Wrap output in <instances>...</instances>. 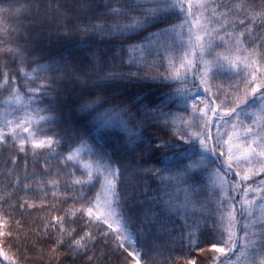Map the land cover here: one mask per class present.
I'll list each match as a JSON object with an SVG mask.
<instances>
[{
    "label": "snow or ice",
    "instance_id": "1",
    "mask_svg": "<svg viewBox=\"0 0 264 264\" xmlns=\"http://www.w3.org/2000/svg\"><path fill=\"white\" fill-rule=\"evenodd\" d=\"M71 7L79 11L77 19H87L71 30V20L64 21L65 37L71 39L73 32L80 36L74 43L77 50L41 64L46 58L31 56L27 45L10 47L7 53L21 65L26 91L22 93L15 76L6 71L0 79V96L8 93L0 99V151L15 150L9 153L13 166L23 154L24 180L29 179V154L33 164L44 161L46 173L52 159L60 157L67 165L82 159L84 148L89 157H96L84 165L81 177L69 174L67 187L75 195L65 200L79 207L51 217V231L57 233L52 251L67 245L72 264H101L112 237L113 249L122 250L134 264H157L149 252L158 248V239L148 250L144 243L151 235L171 237L179 221L180 234L173 242L189 248L209 244L217 254L212 264H264V36L257 34L258 28L264 29V0L258 10L245 0H78ZM13 8L19 18L30 13L32 5L18 0L0 13ZM0 32L9 34L4 28ZM101 44L115 49L112 69L117 58L139 68L152 48L165 49L167 66L143 77L106 71L107 52H101ZM125 52L127 60L121 56ZM30 65L35 67L29 71ZM122 80L155 95L139 105L112 104L119 97L110 89ZM69 82L79 87L61 96L55 86ZM57 109H67L69 117V123L59 124L63 136L52 131L61 121ZM180 110L187 118L177 115ZM169 128L168 138L157 135ZM110 129L129 133L123 147L134 159L123 168L96 143L97 135ZM66 140L79 146L61 156ZM149 177L157 187L150 186ZM33 179L42 181L34 174ZM20 182L17 173L13 186ZM97 182L103 195L98 191L89 196ZM60 183L59 174L50 175L44 188H51L55 197ZM31 190L25 183L23 191ZM19 207L37 205L25 200ZM76 217L85 221L81 233L66 226ZM99 224L106 230L94 234L88 227ZM7 226L0 216V238L11 235L4 230ZM48 229L45 224L46 236Z\"/></svg>",
    "mask_w": 264,
    "mask_h": 264
},
{
    "label": "trees",
    "instance_id": "2",
    "mask_svg": "<svg viewBox=\"0 0 264 264\" xmlns=\"http://www.w3.org/2000/svg\"><path fill=\"white\" fill-rule=\"evenodd\" d=\"M18 0H0V8L7 9L9 5L17 3ZM32 5L30 13L19 18L15 14V9L11 12L5 11L0 13V28L8 30L9 34L0 32V79H2V73L8 72L12 76H15L17 84L16 86L21 89L23 93L26 91L25 79L20 75L19 68L21 65L14 58L13 55L7 53L8 48H16L19 46L27 45L31 49V56L45 57L41 59L39 63L44 64L48 60H54L60 56L66 55L71 52H75L77 49L74 47L75 41L80 39L79 34L73 32L72 38L65 37L63 35V29L65 27V20H71V24L67 27L71 30L72 25L78 23H86L87 19L83 21L77 19L80 15L76 8L71 7L78 0H27ZM99 3H103V0H98ZM228 3H234L235 0H226ZM246 3H254L257 10L261 4V0H245ZM63 5V7H61ZM66 9H70V14H66ZM17 30L18 34H17ZM155 32L156 29H151ZM257 34L264 36V29H257ZM147 35V33H145ZM118 44L119 41H116ZM125 44L131 43V41H125ZM111 46H105L101 44V52H107L106 60L108 67L104 70H116L123 73L138 72L139 76L143 77L147 75H154L157 72H163L167 66V61L164 59L168 53L165 49L152 48L150 54L147 55L146 63L138 68L137 65H126L121 63V59L117 58L114 63L115 69L111 68L112 55L111 52L115 51L114 48L109 50ZM159 51V55H157ZM124 60L128 59V54L121 53ZM139 58V53H137ZM35 65H30L28 70ZM34 86V85H33ZM60 92L61 96H68L74 88H78V84L64 83L55 86ZM119 99L113 100L112 104L120 107H125L130 104L139 105L145 100L146 96L155 93H148L142 90L139 85L131 83L128 80L119 81L113 89ZM122 90V91H121ZM7 92H3L0 99L7 96ZM109 107V105H105ZM175 110V109H174ZM134 111V109H133ZM167 111V109H165ZM182 110L177 111L178 116H182ZM57 115L61 116V121L56 127H53V132H59L61 136L64 132L59 127L60 123H69V117L67 115V109L61 111L57 109ZM76 120V117L72 118ZM51 134V133H49ZM157 135L160 138H168L171 136V128L160 130ZM129 136L128 132H121L119 129H110L105 132H101L97 135L96 143L104 146L113 160L117 161L123 168L133 161V157L125 152L123 147L124 140ZM91 143V141H90ZM78 143H69L65 141L64 145L60 148L61 156L66 155L71 149L78 147ZM84 152L80 157L76 158L74 162H69L67 165L60 163V157L51 160L47 165V173L45 172L44 161L33 164L31 154L27 157V173L28 180H24L25 175V157L20 154L17 165L13 166L12 156L9 154H15V150L11 148H5L0 151V197L6 199L0 200V216L8 221V226L5 230L6 233H11L6 238H0V251L3 252L5 260H2L4 264H72V257L67 254L65 249L67 245L53 252L55 247L54 240L57 233L51 231V217L54 215H63L64 210L69 207H79V203H73L72 199H66L65 197L74 196L75 192L68 188L67 185L71 183L72 177L69 175L71 172H75L76 177H81V172L84 169L86 163L95 161L96 157H89L87 148H84ZM219 151V150H218ZM47 153H41V156H46ZM155 159L160 160L159 156ZM187 163V161H185ZM159 166V165H158ZM11 173V175H9ZM19 174L21 182L18 187H14L15 174ZM35 177H41L40 179H33ZM59 174L60 176V188L57 195L53 196V190L51 188H44L48 179L51 176ZM7 177V179H6ZM121 189L125 188L123 183L127 179V174L122 178ZM25 183L31 185V191H23ZM148 183L152 188L157 187V183L148 178ZM143 184L140 188H143ZM44 188V190H41ZM101 183H95V186L88 192L89 196H95L100 191ZM132 191L131 188L127 189ZM79 191V188L75 190ZM45 192L47 193L45 195ZM151 194V193H150ZM144 199V197H139ZM27 200L29 203L37 205L35 209L25 208L20 209L19 204ZM132 203V201H130ZM14 205L15 207H10ZM19 221V223H17ZM177 221L176 230L173 231L171 237L167 233L161 234L159 237L151 235L148 237L147 242L144 243L146 250L151 248V241L158 239V248L149 252V256H156L157 264H212V257L217 255L212 251L209 244L201 243L198 247H185L181 243L173 242L180 234L179 224ZM49 224V236L45 235L44 225ZM212 221H209V226ZM69 228L75 227L77 233H81L85 228V221L80 217L75 218V223L66 225ZM91 231L96 234L106 230V226L103 224L89 225ZM135 230V229H134ZM155 232V229H154ZM70 242V241H69ZM103 241H98L96 244V254H101V248ZM105 255L103 256L101 264H124L127 258L128 264H134V261L127 254L119 249H113L112 237H109V244L103 248ZM157 252L159 255H157ZM79 264V262H77Z\"/></svg>",
    "mask_w": 264,
    "mask_h": 264
},
{
    "label": "rangeland",
    "instance_id": "3",
    "mask_svg": "<svg viewBox=\"0 0 264 264\" xmlns=\"http://www.w3.org/2000/svg\"><path fill=\"white\" fill-rule=\"evenodd\" d=\"M201 95H203V93H201ZM21 115H23V113H21ZM187 115H188V113L187 112H182V116H184L185 118H187ZM214 134H215V132H214ZM85 150L83 149V151H82V153L84 152ZM76 158H78V157H76ZM87 164V163H86ZM100 193H101V196L103 195V188L101 187L100 188V191H99ZM2 260H5V258H4V256L3 255H0V264H4L3 262H2Z\"/></svg>",
    "mask_w": 264,
    "mask_h": 264
}]
</instances>
